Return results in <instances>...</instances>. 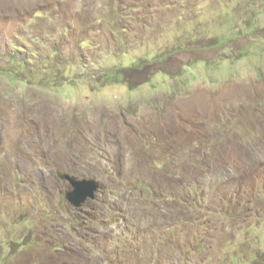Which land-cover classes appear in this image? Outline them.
I'll list each match as a JSON object with an SVG mask.
<instances>
[{
    "label": "rangeland",
    "instance_id": "obj_1",
    "mask_svg": "<svg viewBox=\"0 0 264 264\" xmlns=\"http://www.w3.org/2000/svg\"><path fill=\"white\" fill-rule=\"evenodd\" d=\"M0 264H264V0H0Z\"/></svg>",
    "mask_w": 264,
    "mask_h": 264
},
{
    "label": "water",
    "instance_id": "obj_2",
    "mask_svg": "<svg viewBox=\"0 0 264 264\" xmlns=\"http://www.w3.org/2000/svg\"><path fill=\"white\" fill-rule=\"evenodd\" d=\"M60 179L66 180L71 188L66 191V200L74 207H81L88 199H94L99 184L95 179H79L74 175L58 171Z\"/></svg>",
    "mask_w": 264,
    "mask_h": 264
}]
</instances>
